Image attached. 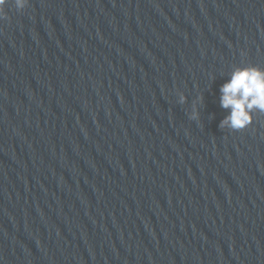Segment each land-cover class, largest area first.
<instances>
[{
  "label": "clouds",
  "instance_id": "clouds-1",
  "mask_svg": "<svg viewBox=\"0 0 264 264\" xmlns=\"http://www.w3.org/2000/svg\"><path fill=\"white\" fill-rule=\"evenodd\" d=\"M7 0H0V18H7L5 5ZM28 0H15V6L22 10ZM221 107L231 109L230 115L221 122L220 127H229L233 130H243L252 123L251 112L258 109L264 112V70L256 66L237 68L231 74V79L224 83L221 88ZM185 97L181 96L183 103ZM192 119L197 118L193 111Z\"/></svg>",
  "mask_w": 264,
  "mask_h": 264
}]
</instances>
